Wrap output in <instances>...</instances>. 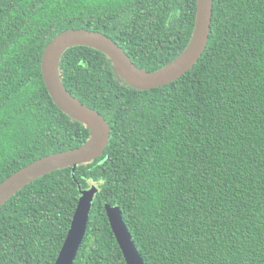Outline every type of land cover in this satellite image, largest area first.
Returning a JSON list of instances; mask_svg holds the SVG:
<instances>
[{"label": "trees", "instance_id": "obj_1", "mask_svg": "<svg viewBox=\"0 0 264 264\" xmlns=\"http://www.w3.org/2000/svg\"><path fill=\"white\" fill-rule=\"evenodd\" d=\"M196 0H0V184L85 144L40 64L68 30L99 32L155 72L186 48ZM61 82L110 128L102 156L47 174L0 208V264H54L80 190L96 186L73 264H126L105 204L144 264H264V0H213L207 46L169 85L136 90L101 52L65 51Z\"/></svg>", "mask_w": 264, "mask_h": 264}, {"label": "water", "instance_id": "obj_2", "mask_svg": "<svg viewBox=\"0 0 264 264\" xmlns=\"http://www.w3.org/2000/svg\"><path fill=\"white\" fill-rule=\"evenodd\" d=\"M213 0H196V14L190 40L183 52L171 63L148 72L135 66L125 52L110 38L85 30H68L53 38L44 49L40 70L45 88L53 103L70 118L87 127L90 137L82 146L43 157L15 172L0 184V208L17 192L52 172L88 164L103 155L110 137L105 119L75 99L65 89L59 74L62 55L73 47H87L104 54L113 64V72L133 89L146 91L178 80L199 61L209 39ZM98 189L80 190L77 208L67 236L54 264H73L83 242L92 203ZM104 210L126 264H144L123 222L119 207L105 204Z\"/></svg>", "mask_w": 264, "mask_h": 264}]
</instances>
